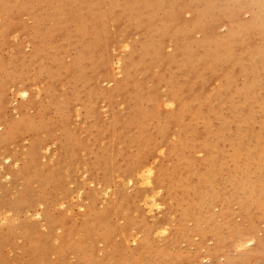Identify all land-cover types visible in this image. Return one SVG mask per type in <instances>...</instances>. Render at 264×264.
<instances>
[{
  "label": "rangeland",
  "instance_id": "rangeland-1",
  "mask_svg": "<svg viewBox=\"0 0 264 264\" xmlns=\"http://www.w3.org/2000/svg\"><path fill=\"white\" fill-rule=\"evenodd\" d=\"M242 3L0 0V119L41 125L20 127L0 148V264H40L39 241L44 264H264V70L254 71L264 24L215 44L232 22L250 18ZM20 90L30 93L25 100ZM179 134L188 145L169 160ZM145 144L165 171L177 166L187 200L204 173L196 198L212 185L208 221L179 222L181 208L163 190L162 206H145L148 187L127 181ZM239 175L248 178L245 190L230 185ZM138 223L153 232L133 258L144 234Z\"/></svg>",
  "mask_w": 264,
  "mask_h": 264
},
{
  "label": "bare ground",
  "instance_id": "bare-ground-1",
  "mask_svg": "<svg viewBox=\"0 0 264 264\" xmlns=\"http://www.w3.org/2000/svg\"><path fill=\"white\" fill-rule=\"evenodd\" d=\"M241 7H247V10L250 11V18L244 23H241V24L239 23L238 25L235 23V26L233 25V22H232V24L230 25L229 28L226 27V30L227 29L228 30L224 33V35H221V37L219 36L220 38L218 37V39H216L215 44L220 45V46H224L225 44H230V43H232L234 41L235 36L238 35L241 32H244V30H247V29H249L251 27L258 26L257 23H259V24H261L263 26V24H264V19H263L264 18V0H243V3L241 5ZM196 14H195L196 20H194L196 22L194 23V25L196 24V26H197L199 24V21H198L199 19L197 17L198 15H196ZM194 19H195V17H194ZM229 24H230V22H229ZM229 24L227 23V26H229ZM200 28L202 29L201 26H200ZM207 42H208V40H206V38L204 37V39L202 40L201 43L203 45H206ZM37 53H38V51H36V53H35V55L33 57H35ZM130 58H131V56L128 57V59H130ZM121 65L122 66H120V70L124 69L123 64H121ZM262 70H264V57H263L262 61L260 63H258L257 65H255V67H254V71L256 73V76H260V73H261ZM225 86H226V77H225V79H223V86H221V88H225ZM244 89L248 90L249 93H251L254 90V84L250 83L249 85L245 86ZM263 91H264V88L262 89L261 93ZM18 94H19V97L22 100H25L28 97V94H30V93H27L25 90H20L18 92ZM18 94H16V95H18ZM176 96L177 95H175V93H174L173 95H171V98L174 99ZM137 102L138 101H136V104L130 108V112H132V113L136 112V109L138 107ZM17 110L19 111V109H17ZM178 110H176V112H174L171 115V117H172L171 119H174V120L178 119V117H179V114H178L179 111ZM259 110L261 111V113H264V103L262 105H260ZM85 112L87 114H93V108L91 106L86 107L85 108ZM246 116L247 117H249V116L252 117L250 113L246 114ZM25 119H26L25 121H23L21 123H17V124L10 123V122H8V121H6L4 119H2L3 120L2 121L0 119V126L4 125L3 130L0 127V148L4 147V144L6 143V141L8 142L12 136H16L17 135V131H18V129L20 127H26V129H28V130H34V129H38L39 127H41L40 124H35L34 122H32L31 119H29V120H27V118H25ZM177 138H178L177 139L178 142L176 143V145L172 146L170 149L166 150V152H165V154H166V156L168 157L169 160L172 159V158H174V160H177V157H179V155H180L181 148H184V147H186L188 145L187 143L186 144L184 143L183 139H181L180 134L177 135ZM137 140L139 141V139H137ZM195 141L196 140H192V146L191 147H197L198 148V146L194 143ZM33 147L34 146H32V148L30 150L31 154H32ZM151 147L152 146L150 144H145L143 149L140 150L139 152H137V154L131 159V165L129 166L130 174L128 176L129 178H127V181L129 180V182H130V180H132V178L135 177V180H137V179L141 180L142 184L145 185L146 187H148V189H149L148 195L140 196L142 198L141 201H143L145 206L148 209H150V210H151V208H154V207L158 208V206H162L163 203H165V202L161 201L162 205H159L160 204L159 203L160 199L159 198L157 199V197H156V196H158V193L163 190L165 192V194H164L165 195V199H169L170 200V207L174 205L173 208H176V206L181 208V210L178 209V216H179L178 221L179 222H181V220L185 219V218H189V219L192 218V219H194L196 221H199L201 219L202 220L205 219L206 221H208L209 220L208 216H209L210 213L207 211V209H208L207 205H209L210 203H214L216 201V196H215V193L212 192V190H211V189H213L212 185H210L208 187L210 189V191L208 193L204 192L205 197L196 198V191L198 189V186H199V184L202 181H204L203 180L204 173H202L200 171V172H198L196 174L195 179L192 181V187H191L192 196L193 197H191L192 199L187 200L186 198H184V192H182V193L178 192V187L180 189H181V187L178 186V180L176 179L177 166H172V168L169 171L168 170L165 171V169L163 168L162 165H159V164H157L155 162V156L152 155V154H149L150 152H152ZM159 147H162V146H159ZM137 149H140V147H137ZM162 149L163 148H161L160 153H163V152H161ZM204 151L207 153L208 149L205 148ZM148 154H149V156L146 157L143 161H141L142 158L147 156ZM186 162L188 164H192V161L190 159H188V158L186 159ZM30 163H31V161H29L28 165ZM193 164L197 168H201L203 166V163H201V162L197 163V164H195V163H193ZM259 165L260 164H258L257 166H259ZM194 169H195V172H196V168H194ZM220 170H223V168H220ZM230 171H233V170H229V168H228V170L226 172H230ZM51 178L52 179L53 178L54 179L57 178V173L53 172L51 174ZM233 178H235V177H233ZM260 182L262 184L257 189V191H258L259 194L262 195L263 194V190H264L263 189L264 188V182L263 181H258L257 185ZM248 183H249L248 178H246L244 175H239L238 178H235L234 180L230 181V185L231 186H236L239 189L242 188L243 190H245L247 188V184ZM248 192H247V194H248ZM182 201H185V205L184 206L181 205ZM196 205H199L200 209H203V211L200 212V213L195 214L194 210H193V207H195ZM20 207H22V206H20ZM102 215L98 214L97 217H96V219L99 222H101L103 220L100 217ZM60 221H61V219H60ZM56 223H58V221H56ZM139 225H140L141 228H143L142 231H143L144 234L141 237V239H139L140 237H138L139 241L137 240L138 242L136 244V247H134L135 250L134 251L133 250L130 251L129 254H130L131 257H133V256L134 257H138L139 253L141 251H145V249L147 248V245L150 242L149 241V235L153 232V227H148L145 224H144L145 226L143 224H139ZM157 225L158 224H156L155 226H157ZM57 226H58V224H57ZM164 226H166V225H164ZM93 230H96V228L93 229ZM159 230L160 231L162 230V232L166 231L163 228L159 229ZM66 233H67V231H66ZM96 234H99V233L97 232ZM22 236H25V235H22ZM67 236H68L67 234L63 235L62 241H60V242L63 243L64 246H66L65 244H66V237ZM43 242L44 241H39V244H37V246L35 245L36 246L35 252L37 254H39L42 258L41 257H37L36 255H34V256L32 255L34 258L36 256V259L39 258L40 264L41 263L44 264L43 263L44 262V258H43V252H42L44 250H43V247L41 246ZM133 242H134V239H133ZM32 253H33V251H32ZM160 257L164 258L163 255H160ZM83 260H86V259H84V257H83ZM115 260L114 259H110V262L109 261H105L104 264H116L117 260L116 261Z\"/></svg>",
  "mask_w": 264,
  "mask_h": 264
}]
</instances>
